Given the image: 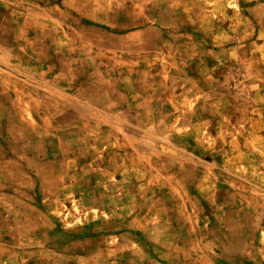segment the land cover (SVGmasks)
Here are the masks:
<instances>
[{"label": "rangeland", "instance_id": "obj_1", "mask_svg": "<svg viewBox=\"0 0 264 264\" xmlns=\"http://www.w3.org/2000/svg\"><path fill=\"white\" fill-rule=\"evenodd\" d=\"M216 3L219 25H178L179 15ZM18 8L0 5L2 264L8 248L29 243L61 258L85 255L121 230L149 258L174 264L249 256L264 264V0L103 1L97 26L55 6L61 35L37 15L23 31L27 45L16 39ZM142 9L145 24L159 13L169 24L134 25ZM110 18L127 25H104ZM138 64L143 75L114 73ZM200 83L213 87L196 93ZM138 85L159 89L163 106L175 93V126L164 117L169 106H144V96L112 118L118 90L131 88L133 101ZM231 133L242 140L238 154Z\"/></svg>", "mask_w": 264, "mask_h": 264}, {"label": "crops", "instance_id": "obj_2", "mask_svg": "<svg viewBox=\"0 0 264 264\" xmlns=\"http://www.w3.org/2000/svg\"><path fill=\"white\" fill-rule=\"evenodd\" d=\"M30 1L31 0H18V2L12 3L14 4L13 6H10L11 3L9 2V0H0V5L4 6L6 9L9 10L12 9L17 11L16 9L17 7H19L18 9L21 17L15 27L16 39L21 43L24 42L22 43L24 45H27L30 42L31 34L29 37V35L27 36V34H24L23 31L24 29H26L27 26L30 25L31 20L33 18L35 19L38 18L37 15H39L41 20L46 19L47 21L46 24H43L46 30L50 29V27H53L56 28L58 33L61 35L62 30L60 29V27H64V25L63 23L60 22V17L58 15L56 16L57 19H54L55 14L53 11L55 9V6L57 11L60 9V10H68L71 13L72 12L75 13L74 15H77V17L80 18V20L84 22V25L86 26H97L98 23H96L95 21L97 20V11H98L97 6L103 1L106 2L110 0H56L57 2H55V6L54 4L49 5V4L39 3L37 9L28 6ZM137 2L142 7L145 4V0H137ZM216 4L219 5V3ZM219 7L220 5L219 6L214 5L211 7L204 6L202 7V11L200 12L202 13L201 16H199L198 13L197 14L195 13L196 10L192 9L194 10L192 11V13L188 12L189 14L179 15L178 18L179 20L177 21H181V22H178V25H189V26H200V27L209 26V25L217 26L219 25L217 21L220 20L219 13L221 12V8ZM144 9H142L141 14L137 16L139 18H135L136 20L140 19L141 22L136 23L134 25L163 27L169 24V22H167L168 20L164 18V15L162 13L160 14L159 12H158L159 14L156 15V17L152 20L151 23L145 24L144 22H142V20L144 21L143 18ZM214 10H216L217 13L216 17L212 15V12ZM30 11H33V13L35 12L36 14L32 16V13ZM165 11H166L165 13L169 14V18L174 20L172 9L167 8ZM113 13L114 12L111 13L110 17L112 16ZM104 25L117 27V26H124L127 24H124L123 22H121V20L119 22L117 19L110 18V22ZM59 43H63V41H60ZM2 44L3 42L2 40H0V53L3 52ZM47 45L48 43L46 44L45 48L49 49ZM56 49L58 52L63 51V48H61L60 45H58ZM140 51L141 50H138V52ZM140 66L142 65L138 64V66L132 70L126 68L116 69L114 73H116L117 75H120L121 73L122 74L126 73L128 75L133 76L135 75L134 72L138 70L136 74L143 75L142 74L143 70L142 68H140ZM211 84L209 83L198 84L196 87L199 88L196 89V93L199 91L203 92L210 89V87H213L212 86L213 84L212 85ZM148 87L143 88L142 86L138 85V88H135L133 94H134V99H137L136 101L134 99L133 101L130 100V94L133 91L130 90L131 88H129V90H124V89L118 90V94H120L119 102L111 101L109 105L110 109L108 110V112L110 113V115H112V118L118 116V113L121 112L120 110L125 107L131 109L132 106L134 105L137 106L139 104V99L143 98L144 96V98H146L145 100L147 101V103H145L144 106L150 107L156 105L157 107L160 106L164 108H167L169 106L168 107L169 109L167 108L168 112H165L164 117L167 113V116L169 117L168 118L169 123H172V126H175L177 117L172 110V108L175 105L174 103H176L175 93L172 94L174 95V97H171V93L169 94V101L167 104H164L163 106V104H161L160 101H158V99H161V95H160L161 91L158 89L157 92V90L154 87L150 89ZM216 90L218 91L219 96L216 97L217 101H215V103H220V101L223 99V90H221V87L218 84L216 86ZM196 93L194 92V94ZM193 97H194L193 93L187 94L186 101L191 102ZM154 99H155V103L153 102ZM216 110L223 111L221 106H217ZM155 119L160 120L158 114L154 116L153 120ZM209 119H211V117L207 115H205L204 118H202V120H207V121ZM130 120H132V118H130ZM111 134L113 135L114 138H116L115 137L116 133L114 134V132H112ZM136 134L128 133L127 145L131 148L138 147V145H140L137 142L138 137L136 136ZM231 136L232 137L229 138L228 143L232 148V152L234 153L236 150H238L236 153L238 154L240 153L242 147V140L240 138V135L236 133H231ZM143 137H149V136L145 134L143 135ZM218 215H221V213H218ZM92 240L93 239L90 238L88 243H90ZM7 250L10 252V253L8 252L6 255L8 256L9 259L8 261H3V264H174L171 261L160 258L157 259L149 258L146 255V253L142 251L138 242L134 240L130 241L129 233L126 232L125 230L117 231L115 233L102 234L98 238V241H96V243L92 245L90 243L89 249H87L88 253L85 255H82L80 253L78 254L74 253L72 256H63L61 258L53 253H48V254L44 253L45 249H43L42 244H38V243L34 245L32 243H29V244L21 245L20 247L8 248ZM0 264H2L1 257H0ZM213 264H261V263L256 262L254 256H249V259L244 261L234 260V261L225 262L224 260H220L219 262H215Z\"/></svg>", "mask_w": 264, "mask_h": 264}]
</instances>
